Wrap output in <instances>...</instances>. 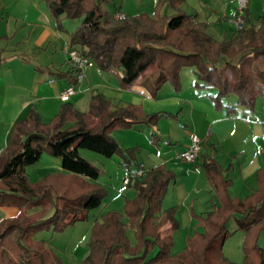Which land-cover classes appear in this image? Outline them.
Segmentation results:
<instances>
[{"label":"trees","instance_id":"16d2710c","mask_svg":"<svg viewBox=\"0 0 264 264\" xmlns=\"http://www.w3.org/2000/svg\"><path fill=\"white\" fill-rule=\"evenodd\" d=\"M187 1L158 0L153 18L140 15L124 20L117 17L121 8L114 14L105 10L110 0H46V4L60 31H64L63 16L79 21L70 35L71 48L92 59L102 73L114 75L122 89L132 91L148 71L154 70L153 97L167 83L179 92L181 73L189 68L196 76L195 89L217 92L210 97L216 108L228 115L235 114L238 107L255 112L257 97L264 96V17L258 28L246 12L248 28L233 31L230 40L218 42L207 33L206 24H194L195 18L182 11ZM166 6L173 15H162ZM3 53L0 47V66ZM77 74L78 70L70 69L58 78L75 85ZM230 96L237 98L236 103H227ZM164 118L179 121L178 115L168 113L148 115L140 106L114 109L111 101L96 93L86 114L65 104L48 124L35 110L16 123L9 147L0 156V207L17 208L20 213L0 224V264H65L51 240L37 236L64 233L87 222L89 213L108 196L106 188L94 183L102 171L84 159L80 150L105 158L117 156L129 174L133 173L130 168L138 148L124 149L113 133L137 126L156 128ZM69 123L73 126L65 128ZM152 138L158 146L159 138ZM43 154L60 159L66 174H50L33 184L26 168L38 163ZM203 167L220 206H213L205 215L192 212L204 232L189 237L183 252L175 254L173 236L162 234L168 224L172 232L178 231L180 224L177 208L162 211L177 175L159 167L129 185L136 197L126 201L125 215L109 212L94 225L90 253L82 264H235L223 253L232 235L228 226L232 219L236 231L249 233L244 245L245 264H264V249L257 241L259 228L264 229V169L258 172V190L243 201L230 196L232 182L224 177L218 161L204 156ZM128 228L134 231L135 244Z\"/></svg>","mask_w":264,"mask_h":264},{"label":"crops","instance_id":"0c3cea01","mask_svg":"<svg viewBox=\"0 0 264 264\" xmlns=\"http://www.w3.org/2000/svg\"><path fill=\"white\" fill-rule=\"evenodd\" d=\"M22 1H27L28 4L22 25L17 20L14 36H4L10 40L0 41V47L4 50L0 66V156L9 147L16 123L26 119L31 110L37 111L42 121L48 124L65 104L72 105L80 113H88L92 96L101 93L111 101L114 109L134 105L142 107L148 115L168 113L179 117V121L164 118L156 128L137 126L133 130H116L113 133V137L124 149L138 148L131 171L144 165L147 170L165 167L177 175V180L170 186L164 199L162 211L178 209L180 232H172L171 225L168 224L162 234L172 235L174 238L175 233L177 236L182 231H187L186 227L193 233L204 232L202 227L197 226L198 222L193 219L192 212L205 215L213 211V206H220L204 172V156L219 162L224 177L232 182L229 193L233 199L244 201L258 190V172L264 169L263 95L256 99L255 112L238 107L235 114L228 115L216 108L210 100L211 96L217 94L215 90L195 89L197 80L192 69L182 71L179 92L167 83L153 97L156 79L154 70L148 71L133 90L129 91L119 86L114 75L92 68L87 70L86 79L77 85L78 93L63 101L62 92L74 84L68 79L58 78V75L70 71V35L77 30L79 22L75 24L63 21V16L61 19L64 31H60L46 0ZM248 1L247 12L259 28V20L264 17V0ZM181 9L195 18L194 24H206L207 33L216 41L232 38L233 29L226 21L237 16V0H188ZM173 14L169 6L162 10L164 16ZM121 15L129 17L123 12ZM236 101L235 96H230L227 103L234 104ZM72 126L69 123L65 128ZM153 135L159 138L158 146L153 143ZM193 135L199 136L204 142L199 160L189 165L180 155L191 144ZM83 151L80 150L81 156L102 171V176L94 183L108 189L109 199L106 204L102 203L98 209L89 213L88 228L79 225L73 230L75 238L79 234L83 237L72 245H75L73 251L69 252L66 246L65 254H60L65 264H82L90 249L88 252L82 248V253L79 248L90 243L94 225L106 213L122 212L123 199L133 200L136 197L132 186L126 187L123 183L129 172L122 166L119 157L105 160L100 154L97 156ZM26 174L29 181L35 184L50 174L66 172L60 159L43 154L38 163L26 168ZM39 211L40 209L32 210L29 214ZM19 213L17 208L0 207V224L16 219ZM189 235L188 233L187 238ZM40 236L37 238L45 239ZM181 239L180 247L183 245V237ZM173 252L179 254L175 250Z\"/></svg>","mask_w":264,"mask_h":264},{"label":"rangeland","instance_id":"374dc122","mask_svg":"<svg viewBox=\"0 0 264 264\" xmlns=\"http://www.w3.org/2000/svg\"><path fill=\"white\" fill-rule=\"evenodd\" d=\"M157 0H110V3L105 5V10L108 11L111 14H114L118 8L122 9V12L126 15L129 16V18H134L140 15H148L150 17L155 16L156 12V7H157ZM27 1L23 2L22 0H0V6H4L3 8L0 7V41H8L10 40L8 37L7 39H3L4 36H14V29L15 25L17 23V20H20V25H22L23 20L25 16L27 15V10L28 7H26ZM47 5V4H46ZM66 22L70 23H75L78 24L79 21H72V20H63ZM3 37V38H2ZM182 82V80H181ZM83 152L90 153L92 155H97L96 153L89 152L87 150H84ZM116 157V156H115ZM107 160V158H104ZM96 166V165H95ZM97 167V166H96ZM99 168V167H98ZM105 188V187H104ZM107 189V188H106ZM108 191V189H107ZM109 199V192L108 196L105 198L103 201V204H106V201ZM124 200V205L122 206V212H119L123 215H125V206H126V201H131L129 199H123ZM124 221L127 223V217H124ZM81 226L82 228L89 227L90 223L88 222H83L78 224L76 227ZM229 228L232 233V235L228 238V240L225 243L223 253L226 258H228L230 261H232L235 264H245V252H244V245L249 239V233H243L242 231H236L237 230V225L235 222V219H232L229 222ZM70 228L64 233H59V234H54L52 236L51 233H41L40 237L45 238L46 240H51V243L53 246L58 250L59 254H65V247L68 246L69 252L73 251L75 249V245L72 246L76 241L81 240L80 234L77 235L75 238V235H73V230L75 228ZM187 231H182L181 234H177V232H180L179 230L176 231L174 235V243H175V252L181 253L185 250L187 246V238L188 233L190 234L189 236L192 237L194 234V231H188V227H186ZM84 235V234H82ZM128 236L131 238V242L133 244L136 243L135 236H134V231L131 228H128ZM183 237V245L180 247V243L182 244V239L180 238ZM188 239V238H187ZM89 240V238H88ZM185 241V242H184ZM257 241L260 247L264 249V229L259 228L258 233H257ZM72 246V247H71ZM59 248V249H58ZM85 248V250H88L89 252V242L87 245L84 247L79 248L82 253L81 249ZM67 254V253H66ZM87 256L85 257V259ZM84 259V260H85Z\"/></svg>","mask_w":264,"mask_h":264},{"label":"built area","instance_id":"2783aa9c","mask_svg":"<svg viewBox=\"0 0 264 264\" xmlns=\"http://www.w3.org/2000/svg\"><path fill=\"white\" fill-rule=\"evenodd\" d=\"M237 3H238L237 16L234 18L228 19L226 23L233 29V31H243L248 28V23L245 17H246V12L248 9L249 1L248 0H237ZM117 17L122 20L126 18L125 16L121 14L118 15ZM68 65L70 69L78 70L77 84L69 86L67 89H65L62 92L61 98L63 101H67L68 99H70L71 97H73L74 95L78 93L77 85L82 83L86 79L87 70L92 69V68H98L96 63L92 59L84 56L83 54H81L79 51L75 49H70L68 53ZM203 142L204 140L201 139L199 136L193 135L191 139V144L188 146L187 149H185L181 153L180 158L186 164H189V165L195 164L201 156L202 149H203V146H202ZM147 171L148 170L145 168L144 165H139L136 171L126 176L123 182L124 185L128 187L134 179L144 177Z\"/></svg>","mask_w":264,"mask_h":264}]
</instances>
